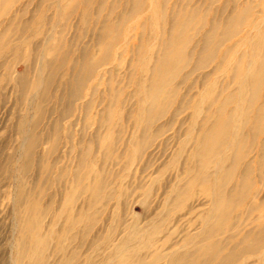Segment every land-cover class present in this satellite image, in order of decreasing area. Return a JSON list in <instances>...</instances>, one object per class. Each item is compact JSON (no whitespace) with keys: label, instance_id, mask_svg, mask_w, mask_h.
Listing matches in <instances>:
<instances>
[{"label":"rangeland","instance_id":"374dc122","mask_svg":"<svg viewBox=\"0 0 264 264\" xmlns=\"http://www.w3.org/2000/svg\"><path fill=\"white\" fill-rule=\"evenodd\" d=\"M0 41V264L197 257L240 154L214 240L225 264H264L245 242L264 216V83L243 92L240 73L264 60V0H0ZM221 121L242 142L205 168Z\"/></svg>","mask_w":264,"mask_h":264},{"label":"bare ground","instance_id":"6f19581e","mask_svg":"<svg viewBox=\"0 0 264 264\" xmlns=\"http://www.w3.org/2000/svg\"><path fill=\"white\" fill-rule=\"evenodd\" d=\"M5 1V0H3ZM10 12V11H9ZM3 42L0 41V57L2 54L5 53L8 48L10 49L11 46H5L2 44ZM11 50V49H10ZM55 52V49L51 48L50 53L53 54ZM178 56V55H177ZM177 61L176 54L168 56L164 59L165 65L171 66ZM259 68L258 70H252L249 72H245L244 69L240 70V73L245 78L243 82L242 91H246L248 88H250L252 85L255 86L256 92H259V90L262 88L264 83V68H263V62L264 60H259ZM161 75H164L163 72L160 73ZM163 87L161 84L157 83L152 90L149 91L148 94V103L150 105L161 102V98L163 96ZM231 98V96H229ZM220 115L223 117L224 112V105H221L219 108ZM240 113V112H239ZM238 113V114H239ZM244 112H241L240 115H243V117H246L247 114ZM239 116V115H235ZM234 116V117H235ZM229 129L228 127L221 121L220 123L216 124L214 131L212 134V147L204 146L202 152L200 151L199 154L202 155L201 158H203L204 166L205 168H209L212 166H215L214 164H220L221 161L219 159V154L221 152H230L232 147L229 145V140H232L234 144H240L242 142V136L241 134H228ZM210 142V141H209ZM205 140V144L209 143ZM209 145V144H208ZM209 145V146H211ZM34 146V142L30 141L26 148V155L28 157V154L30 153L32 147ZM249 152V151H248ZM252 153V152H251ZM245 156L240 154L237 158L234 159L232 168L233 170H236L244 160ZM224 160V158H221ZM227 157H225V160ZM224 160V161H225ZM253 161V160H252ZM247 167H250L251 164H246ZM232 170V171H233ZM231 170H225L222 169L220 171L219 178L216 179V187L214 191L216 192V195L220 197V201L218 204L212 209L211 213H209L207 216H205L202 220L203 223H205L204 227L202 225L201 232L197 235L199 238L197 243H203V248L201 249V252L199 255L197 254V257L190 258L185 250H181V248H173L171 252L166 256L167 264H203V260H201L202 256L204 255L205 258V264L209 263H216V264H225L229 258L224 257L220 255V251L218 248L217 243L215 242L214 238L220 234V232L225 229L233 228V224L231 221L232 216V208L228 205L229 202V196L227 195V189H226V183L232 179L233 173ZM209 181L204 180L203 183L206 185ZM262 221L258 222L257 230L250 231L247 234H253L255 232L259 233L260 235H257L258 239H254L252 236H247L245 239L247 248L255 249L257 250L256 253L259 254L262 258H264V216L260 215V218H262ZM253 223V222H252ZM27 230L31 231V225H27ZM247 232V231H246ZM224 235V234H223ZM223 235L221 236V239H223ZM39 236V235H38ZM37 236V237H38ZM46 239L38 237V239L34 242L33 246L35 247H43L46 244ZM260 244V245H253L251 243ZM262 246V247H261ZM33 257V256H32ZM187 257V259H186ZM129 257L125 255V262H129L131 264V261L128 260ZM209 260V261H208Z\"/></svg>","mask_w":264,"mask_h":264}]
</instances>
